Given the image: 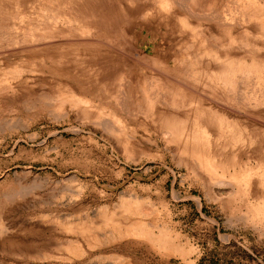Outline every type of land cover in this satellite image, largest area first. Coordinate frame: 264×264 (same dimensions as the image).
<instances>
[{
    "label": "rangeland",
    "instance_id": "374dc122",
    "mask_svg": "<svg viewBox=\"0 0 264 264\" xmlns=\"http://www.w3.org/2000/svg\"><path fill=\"white\" fill-rule=\"evenodd\" d=\"M0 264H264V0H0Z\"/></svg>",
    "mask_w": 264,
    "mask_h": 264
},
{
    "label": "bare ground",
    "instance_id": "6f19581e",
    "mask_svg": "<svg viewBox=\"0 0 264 264\" xmlns=\"http://www.w3.org/2000/svg\"><path fill=\"white\" fill-rule=\"evenodd\" d=\"M127 211H129V209H127ZM110 216H113V215H110ZM111 221H114V220L111 219ZM115 229L119 233L120 231L125 230L127 232L126 234H137V235L144 236L148 238L151 242H157L163 247H167L169 243L168 237L165 238L164 236H162V234L159 236H155L152 229L142 227L140 222H135L133 225H130L129 227H126L125 229H123L121 225L119 226L117 225Z\"/></svg>",
    "mask_w": 264,
    "mask_h": 264
}]
</instances>
